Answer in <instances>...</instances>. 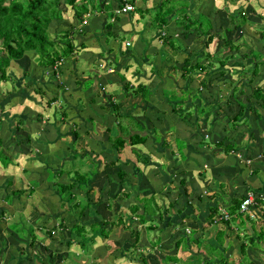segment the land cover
<instances>
[{
    "label": "crops",
    "instance_id": "0c3cea01",
    "mask_svg": "<svg viewBox=\"0 0 264 264\" xmlns=\"http://www.w3.org/2000/svg\"><path fill=\"white\" fill-rule=\"evenodd\" d=\"M89 1L95 5L98 3H106V5L107 3H111L114 7V12L119 9L117 8L118 3L115 0ZM130 1L134 2L137 10H151L160 0H127L125 4L130 5V3H127ZM149 1L151 2L150 6H148ZM189 2L192 7L196 6L198 8L199 6L206 5L207 1L189 0ZM204 9L205 7L202 9L198 8L199 12H202ZM210 12L214 13L215 10L211 9ZM107 14V12L103 11L94 12L84 17V21L80 25V28L83 27L81 29L83 33H80V31L73 36L74 46L76 45L75 48L79 51L75 50L74 55L63 61L65 62L64 65L61 66L62 63L60 64L61 67L58 73H53L55 70L52 68L49 72L42 71V68L38 67L34 62L35 60L31 61L32 64H29V68L32 70L27 69L32 74L33 80L31 79L29 85L28 81H26V86L37 84L38 89L41 91L38 100L36 98L37 95L33 94L29 101H36L37 105H42V102H46L50 98L52 99L48 102L49 107L48 109H44L45 111L42 109L36 110L34 116H32V112L21 114V116H25L26 123L29 124L28 127L31 126L32 128L35 126L33 125L34 123H31L33 119L37 121L35 124H39L37 127L31 129V150L28 155H31L30 159L35 160L34 163L40 165L39 167L43 169V172H40L41 175L39 174L42 178L37 180L41 184L40 187L52 190L54 197L59 199L60 202L62 197L57 193L56 185H68L75 182L76 179L73 178V174L77 172L84 176L85 179H88L87 183L84 181L85 183L81 184L84 185V188H91V191L86 193L91 200L92 196H96L94 184L103 180V187L100 190L99 197L96 198L97 200L93 199L91 201L103 205V211L105 212L106 210L110 212L113 209V205H115V210L117 208L120 210L117 207L119 205L122 207H126L127 205L131 218L133 216L130 205L142 206L137 199L144 198L147 195L145 193H150L155 203L165 210L164 228L159 230L162 237H160L158 244H156L157 247L152 246L153 248H164L166 242L173 240L176 246L177 241L184 238L180 247H176L179 253V256L177 254L176 257L179 261L186 256L187 258L197 259L195 262L200 264H226L227 261L238 264L242 258L241 245H249L250 240H253L252 242L256 245H249L247 247L246 253L249 261L246 264H252L253 262L264 264V242L260 243L258 241V238L264 234V111L259 110L257 104L251 103L261 115L260 118H256L255 120L253 119V115H250L252 128L243 126L242 124L236 125L232 121L234 114H232L231 120L223 118L222 113L219 118L213 117L214 121L204 126L206 127L204 132L207 135L204 136V139L206 141L209 139L207 143L200 142V138L203 136L200 132L201 129L199 132L186 129L187 136H177L173 141L170 140L168 133L170 131L173 134L175 132L178 133L179 130L177 129L181 122L177 117H170L169 115L166 117V114H164L165 103L160 101L161 99H158L163 96V89L160 86L164 83L176 85L171 80L172 77L174 78L173 74L178 72L177 66L181 64L180 62L188 56H193L194 60L198 59L201 54L200 52H198V55L197 53H189L190 48H187V44L184 41L182 49H177L176 51L170 47L163 49L158 41L159 31L153 29L148 31V21L140 19L136 13L134 15H118V20L114 22V26L111 28V33L114 37H119L120 39V36L127 38L129 35L131 36V40L127 38L122 49L120 46L118 47L116 41L112 42L115 44V47L112 46V43L108 45L105 28ZM150 15L151 13L146 15L147 20L150 18ZM210 15L207 16L210 18ZM173 21L174 18L171 19V23ZM135 28H139V30L136 31ZM173 29L174 26L169 24L167 33L170 36L173 35V38H175L178 35L173 32ZM193 36L197 37L196 34H191L189 37ZM215 42H218L217 39L214 40L213 44ZM127 43L129 46H127ZM191 44L195 45L194 42H191ZM92 45L99 51L95 52L93 50L92 52ZM128 51L131 52L132 56L128 55ZM131 59L136 63L135 74L139 75L141 79H148L147 84L142 85L156 90V95H152L149 99L150 103L140 96L132 97L125 90V86L128 83H126V77L122 74V70H124ZM136 70H139V72H136ZM259 70L260 78H256L255 84L264 87V67H259ZM46 72L54 75L47 74ZM171 73H173L172 76ZM13 74L16 76L15 73ZM121 76L125 79L122 80ZM16 77L20 78L22 74L20 73ZM44 77L46 78L45 81L43 80ZM53 80H56L57 83H54ZM111 87H114L115 90H112ZM249 88H252V84ZM105 89L109 92L104 91ZM28 90L33 92L32 88ZM112 94L117 95L120 99L123 97V99L114 100ZM13 103L9 106H12ZM116 103L119 104L117 111L120 110V115H117L115 111L114 115L110 112V106L112 107ZM233 108H235L234 105ZM256 115L257 117L259 116V114ZM17 116L18 114L12 115V117ZM108 119L112 121L113 125L106 127ZM121 119L128 120L123 121L122 125L132 124V121H130L132 119L134 125L138 123L144 128V131L140 134L147 136L146 144H144L146 146H129L127 144L128 138L122 135L126 131L123 130L120 134V128L117 127L118 122L121 124ZM228 121H231V125L227 127L226 123ZM157 124H160L161 127ZM134 125L133 127H129V131L132 134L138 132L135 130L137 128ZM49 132H53L52 138L49 137ZM73 132L77 134V138L73 136ZM121 135L125 142L124 146L128 145L136 159L145 164L144 157L151 158L148 159L149 165L145 164L146 166L142 165L140 167L141 163H137V168L135 164H132L131 173H127L122 182L116 177V169L107 168L110 162L118 159L115 155L116 150L113 140ZM89 139L96 141V143L93 145L85 143ZM175 139H188L182 151L184 159H181L180 155L175 152L177 151ZM226 142L233 145V149L228 154L223 152L221 148V143L224 145ZM218 143L220 145H217ZM143 146L149 149L148 153L142 150ZM173 154L174 158H172ZM152 157L157 158H154L155 162ZM237 157H239L240 162L235 159ZM121 160L126 163H133L127 159L123 160L121 158ZM96 163H98L97 168L94 166ZM144 168H146L145 172L143 171ZM49 174L50 176L53 175V182L48 177ZM108 174L110 176H107ZM63 177L66 181L63 180ZM180 179L185 181L184 189H181L184 193L183 195L190 194V197L187 199L188 207L184 209L185 212L183 213L193 214L195 216L194 219L190 218V216L187 218L179 217L177 212L181 207L178 200L176 202L175 191L168 190L170 187L172 188V184H170L172 181L176 182ZM28 183L30 184L28 187V192L30 193V190H33L31 186L33 181H29ZM241 186H243V193L239 194L238 189H241ZM82 189L83 187L76 182L73 190ZM208 189L212 190V192H209ZM80 192L82 193L83 191ZM80 192L78 191V195ZM247 192L256 194L258 198L254 202L253 207H250L253 217H248L245 223H240L235 218V215H231V201L240 199ZM124 194L126 195V199L127 196H130L127 204L124 202ZM168 195L169 199L167 198ZM208 196H211L214 202H210V205L204 209L203 203H200L201 197L206 200L205 197ZM213 205H218L217 212L219 214L214 216L215 218L209 216L210 208ZM169 210L172 212L170 213ZM222 212L229 215L227 221L218 220ZM125 216L127 215L118 214L115 218L122 217L125 222L130 221V218H125ZM212 219L213 221H211ZM55 223L57 222L55 221ZM179 225L188 228V232L186 229H184L185 233L179 229L175 232V227ZM240 227L241 230H239ZM134 231H139L137 246L140 248L137 247V251H133L130 257L137 260L139 252L144 253L141 248L146 245V242L143 239L144 233L142 230L135 229ZM154 231L153 238L156 239L157 229H154ZM122 232L124 233L123 229ZM33 234L36 236V242L43 244L41 237L36 235V232ZM130 235L131 232L129 233V238ZM39 239L41 241H38ZM124 243L126 245L128 243L131 244L130 241H124ZM82 244L75 242L73 245H77L78 249L81 248L80 250L84 252L87 251L86 253L91 252L92 258L89 260L88 258L83 259V256L74 255L73 259H70L72 264H106V258L107 260H111L109 259V252H107V256H101L100 260L95 261L96 257L94 255L100 252L95 249L99 248L93 247L90 242ZM206 245L209 248L211 247L208 253L204 251V246ZM70 247H72V243H70ZM106 247L109 251L113 248L110 245ZM116 248L119 250L120 246L118 245ZM254 251L256 252L252 257L250 252ZM217 252L224 256L223 261ZM235 254L239 256L238 259H235ZM113 260L114 258L111 261ZM136 260L133 262L128 260L127 264H140ZM124 261H126V256L125 258L122 257L118 264H125ZM48 263L53 264L51 259ZM180 264L191 263L183 260Z\"/></svg>",
    "mask_w": 264,
    "mask_h": 264
},
{
    "label": "trees",
    "instance_id": "16d2710c",
    "mask_svg": "<svg viewBox=\"0 0 264 264\" xmlns=\"http://www.w3.org/2000/svg\"><path fill=\"white\" fill-rule=\"evenodd\" d=\"M117 1V8H121L124 4V0H115ZM264 2V0H262ZM103 2V1H102ZM130 3V5L134 6V2L130 1L127 2ZM66 4L70 6V8L73 10V19L76 20L78 23H83L84 17L88 14L94 13V12H107V24L105 25V28H107V37H112L111 28L114 26V22L118 20V14L114 12V7L110 3H98L93 4L89 0H81L77 4V0H66ZM60 2L59 0H0V84H9L11 86V89L7 92H5V98L3 99L7 101L9 104L12 100H20L25 101L31 98L33 94L39 96L41 91L38 89L37 84H33V86H26V81H31L32 74L29 73V71L25 68V66L22 64L23 60L25 59V55L27 57H35V63L38 65V67L42 68V71L49 72L53 66L62 63L65 59L70 58L71 55L74 54V41L73 36L80 31H77L76 29L67 31L66 33H63L62 35L51 37V34L49 33L48 26L50 25L52 20H61L62 19V12L60 10ZM91 9V10H89ZM151 11V12H149ZM248 11L252 12L253 10L250 7L246 8L245 10H241L236 12V16L230 15L228 17L229 19V27L225 30V32L230 33L231 36L233 34H237V32L243 28L245 24L249 22L250 15L248 14ZM198 12V13H197ZM138 14L139 18L145 21H148V31L150 29L159 31L158 35V41L160 43V46L165 49L171 48L174 51L177 49H182L183 41L179 38H187L191 34H196L197 38L199 37L202 39L199 45L207 47L213 40V37L216 39L219 38L217 41H221V45L223 48H228L227 54L230 53V51H234L235 53L239 51L240 47L242 45H237L239 42L234 44V39H225L221 36H224L220 33H216L215 31V23L212 19H214V16L212 18H209L207 15H204V13L199 12L198 8L196 6H191V3L189 0H160L159 3H157L151 10L144 9V10H137V7L134 6V10L128 14ZM148 13H151L150 18L147 20L146 15ZM174 18V21L171 23V19ZM112 20V21H111ZM170 25L174 26V31L177 35V41L175 38H173V35L170 36L165 30ZM170 32V31H169ZM111 33V34H110ZM222 33V32H221ZM264 37V32L261 33ZM114 37V36H113ZM207 38L206 41H203V38ZM242 39V38H240ZM243 40V39H242ZM180 44H179V43ZM108 45L110 42L107 40ZM196 45V44H195ZM247 46V43H245ZM264 48V46H263ZM206 49V48H205ZM201 56L206 60H210L209 54L204 52L203 50L200 51ZM128 55H131V52L128 51ZM261 52H255L252 49L244 55V60L249 66L252 65L251 68L247 67L245 70L246 72H239L240 82L237 86H230V92L224 98V100H221L222 98H219V103H216L215 106H213L212 102H209L207 98L210 97L208 94L203 93V89H207V83L211 81L210 73L207 72L206 68H208V65L201 64V59H193L192 57H186L183 61H181L179 66H177V69H180L182 71L181 77L186 79V86L181 91L180 94L177 95L176 92L169 91V90H162L163 96L159 97L158 99H161L160 101H163L165 103V113H168L170 117H177L179 121L183 124H186L190 127L191 130L194 131H200L201 126L209 125L211 122L214 121L213 117L219 118L221 113L224 112L225 109H230V107L233 108L234 116L232 117V121L236 125L242 124L243 126H248L249 128L251 126L250 124V115H253V119L260 118V112L255 109L254 114L252 113L254 107L251 105V103L257 104L259 110L264 111V87H261L258 84H255L256 78H260L257 74L260 70L259 67H264V59L261 57ZM132 56V55H131ZM130 56V57H131ZM235 55H232L231 53L225 58L227 60L223 61L219 65L225 66L231 63V67H237L236 65H240L243 67L242 63H237L238 60L235 59L234 62L232 58ZM11 63H15L19 66L20 69H22V77L18 78L16 77L13 72L7 71V69L10 67ZM14 64V65H15ZM126 67H129L127 65ZM240 67L242 70L243 68ZM238 68V70H240ZM234 69V68H233ZM237 69V68H236ZM234 69L235 74L238 70ZM258 71V72H257ZM46 72V73H47ZM136 72H139V70H136ZM12 73V75H11ZM55 73V72H53ZM57 73V72H56ZM194 73V74H193ZM227 76H229V72H225ZM222 71L220 72V75H224ZM251 73L252 75H250ZM54 75L52 73H47ZM197 74H205L206 79L200 78L199 83L201 85V88H195L193 85L197 81ZM234 74V75H235ZM242 75L245 77V79H242ZM248 75V78L246 79ZM121 79L124 80L125 78L121 76ZM191 79H194V81H191ZM33 80V79H32ZM205 80V81H203ZM219 81V80H217ZM234 83V82H233ZM232 83V84H233ZM228 84V83H227ZM231 84V85H232ZM252 84V88H249V86ZM29 85V84H28ZM191 85V86H188ZM203 85V86H202ZM249 88V92L245 91L244 87ZM17 87V88H16ZM126 91L131 94L132 97H138L140 96L142 99L150 103L149 99L152 95H156V90L154 88H150L148 86H144L142 84H138L135 88L131 87L130 85L125 86ZM161 87V86H160ZM32 88L33 92H29L28 89ZM238 92L236 93V91ZM1 94L2 91L0 90ZM247 92V94L245 93ZM0 94V95H1ZM250 96V98H249ZM172 97V98H170ZM2 100V101H3ZM52 99L46 100V102H42V106L44 109H48L49 101ZM5 101V102H6ZM33 102V101H31ZM198 102V103H197ZM6 103V104H7ZM247 106V109L245 111V107ZM113 110L116 112L119 108V104L112 105ZM225 108V109H223ZM4 111V103L0 105V116L2 115ZM256 114H259L257 117ZM244 116V118H243ZM24 115L21 116L19 114L17 117H9V118H2L0 117V130L6 131L7 130V138L11 141L10 144V150L8 148L3 147V141L6 138L4 134H2V137L0 136V157H4L3 161H0V166L4 169L9 168L14 164V157H17V151L18 153L23 155H28L31 150V126L28 127L29 124L26 123V118ZM24 119V120H23ZM123 119V118H122ZM118 122V128H120V134L123 132V130L126 131L125 134H122L123 136H126L128 138L127 144L129 146H135V145H144L147 141V136L141 135L140 133L144 131V128L136 123L134 125L133 120L132 124H128L125 126L122 125L123 120ZM243 119H249L246 123H244ZM218 120V119H217ZM242 120V121H240ZM31 123H37L36 119H33ZM215 123V122H214ZM131 125V126H130ZM133 125L137 128L135 129L136 133L132 134L131 131H129V127H133ZM122 128V129H121ZM23 133L21 134V131ZM252 130V129H251ZM19 131V132H18ZM250 131V130H249ZM19 133V134H18ZM73 136L77 138V134L73 132ZM196 134V133H195ZM198 134V133H197ZM120 136L118 138H115L113 140V144L115 146L116 150V158L112 162L109 163L107 168L116 169L115 172L116 177H118L119 181L122 182L124 179V176L127 174L124 172L121 166H127L126 162H123L121 160V154L124 149L125 142L122 139L123 136ZM24 136V137H22ZM6 138V139H7ZM188 139H175V147L177 152L181 159H184L182 155V151L185 148L187 144ZM9 141V142H10ZM217 145H220L218 143ZM221 148L223 149V152L226 154L230 153L233 149V145L231 143H225L224 145L221 143ZM14 153V154H13ZM19 154V155H20ZM248 156V155H246ZM174 154L172 155V158H174ZM247 158V157H246ZM145 164L148 163V158H145ZM248 160V159H247ZM246 161V160H245ZM131 167H133L132 163ZM94 166L97 168L98 163L94 164ZM114 174V175H115ZM73 178L76 179L75 182L70 183L68 185L63 184H57L56 190L57 193L61 195L62 199V205L65 204L67 206L66 210V217L71 215L70 222H72V226L70 228H67L70 231H73L75 233V236H77L80 241H77V243H93V238H108L111 231L107 228L108 225H120L123 226L125 229L129 230L131 232L130 239L132 240L131 245L129 244H123V246H120L119 251L122 252V257L128 259L129 261L133 262L136 259L130 257V253L133 251H137V245L139 241L138 233L139 231H133V228H128V225L124 223L123 219L117 218V223L114 222V220L111 218H108L106 215L102 216L100 213H95V215H92L91 210L95 206L94 203H90V199L88 194L91 191V188H84V185L81 183H87L88 179H85L84 176L80 175L79 173L75 172L73 174ZM85 181V182H84ZM81 185L83 187L82 190H73L74 185L76 184ZM12 180L9 179L7 182L6 187H0V192L3 193L2 202L6 205L3 206V208L0 210V219H4L6 213L9 210H6L5 208L10 206L15 199H20L21 195H24L25 192L21 189L18 190H8L12 186ZM170 184H172V188L170 187L168 190H174L175 191V198L176 202L178 200V203L183 210H179L177 213L180 217V215L185 212L184 209L188 207V201L187 199L190 197V194L185 196L183 195V191L181 189H184L183 186L185 185V181L183 179H180L179 181H172ZM167 190V191H168ZM78 191H83L81 195L85 197V204L83 208H81L78 201H73L75 197H77ZM29 193V192H28ZM33 190H30L29 194H32ZM247 193H244L243 196L240 199L232 200L231 201V215H235V218H237V221L246 222L248 220L249 216L242 215L239 213V206L241 202L246 197ZM256 195V194H255ZM182 197L186 198L183 199ZM258 198V196L256 195ZM71 199H73L71 201ZM101 199V198H100ZM130 199V196H127V200ZM183 199V200H182ZM138 202L142 206L138 205H130L131 214L133 218L137 221H139L140 224H149L150 226L147 228L150 230L156 229V227L151 226L152 218L146 213L148 212V208L150 207V203L146 205L142 202V200L137 199ZM100 201V200H99ZM186 201V202H185ZM96 203V202H95ZM138 206V207H137ZM218 205H213L212 208H210V217H213V213L217 212ZM90 208V211H89ZM152 208V207H151ZM6 210V211H5ZM91 212V214H90ZM188 212V211H187ZM71 213V214H70ZM184 215L181 218H187L190 216V213H183ZM92 215L91 223H81L79 221H82L85 216ZM97 216V217H96ZM53 218L54 221L59 220L58 224L55 227L47 228L44 230L42 227H38V231L43 232L47 238L56 239L57 237L55 234H58L60 231L64 230L63 224L65 223V218L63 215L58 213L56 216H50ZM48 217V219L50 218ZM64 218V219H63ZM170 219V217H168ZM160 223H162V218H159ZM213 221V219L211 220ZM182 222V220H180ZM179 222V223H180ZM124 224V225H123ZM11 229H20V225L18 224H11L9 225ZM34 226L29 227V231L32 233L33 237L30 242V245L33 246L34 242L36 241V236L34 233ZM179 229V228H178ZM180 230V229H179ZM21 233H25L23 230H21ZM30 233V234H31ZM185 233V230L183 231ZM55 236V238H54ZM263 237V236H262ZM184 239V238H183ZM183 239H179L176 243L175 247H180V244L183 242ZM264 240V238H263ZM125 241V240H124ZM185 241V240H184ZM253 240H250L249 245H256ZM222 242V241H221ZM72 242H67L68 245H70ZM127 248H125L126 246ZM247 245H241V260L238 264H246L249 261V258L247 256ZM110 248V247H108ZM20 255H23L25 253V250L21 249L19 250ZM217 254H220L217 252ZM221 255V254H220ZM222 256V261L224 256ZM140 264H148V261L146 260L145 256L142 254L140 256V252L138 254V259L136 260ZM164 264H180V261L176 256H166L164 255ZM59 264V263H56Z\"/></svg>",
    "mask_w": 264,
    "mask_h": 264
},
{
    "label": "rangeland",
    "instance_id": "374dc122",
    "mask_svg": "<svg viewBox=\"0 0 264 264\" xmlns=\"http://www.w3.org/2000/svg\"><path fill=\"white\" fill-rule=\"evenodd\" d=\"M80 1L81 0H77V4ZM206 1H207L206 5L199 6L198 8L202 9L203 7H205V9L202 11V13H204V15H210L211 14L210 18H212L214 16V19H212V20L215 23L214 28H215L216 33H220V34L224 35V36H221L222 38L224 37L225 39H228V40H230V39L236 40V41H234V44L239 42V44H237V45H242L238 52L235 53L234 51H230V53L232 55H235L232 58V60L234 61L235 59H237L238 60L237 63H242L243 67L240 65H236L237 67H231L232 66L231 63H229L228 65H225V66H221L219 64L222 63L223 61L227 60L225 58L230 54V53L227 54V52H226V50L228 51V48L222 47L221 41H218L217 43L215 42L213 44L214 40H216V38L213 37L212 44H210L207 47V49L205 50L206 47L199 45L200 42L202 41V39H199L195 36L187 37V38L179 37L182 41L185 42V44H187V48L188 47L190 48L189 53H191V54L197 53V55H198V52L203 50L207 54H210L209 55V56H211L210 60L204 59L203 56L199 57V59H201L200 60L201 64L206 65V66L208 65V68H206V70H207V72L210 73L209 75L211 77V81L207 83V89L204 88L203 93L210 95V97L207 98V100L208 101L210 100L209 102H212L213 106H215L216 103H219V100H220L219 98H222L221 100H224V98H226V96L230 92V89H231L230 86H237L238 85V83L240 82V77H241L239 75V72L241 71V72L245 73L246 72L245 70L247 69V67L251 68L252 65L250 64L248 66L247 63L245 62L244 58H243L245 54H247L252 49L255 52H261L262 53L261 57H262V59H264V48H263L264 37L261 34L262 32H264V2L262 0H206ZM59 2H60L59 8L62 12V19L58 20V21L57 20L51 21L50 25L48 26L49 33L51 34V37H56V36L62 35L63 33H66L67 31H71L74 29H76L77 31H81V29H83V27L80 28L81 24L73 19L72 16H73L74 12L70 8V6H68L66 4V0H59ZM150 4H151V2L149 1L148 6H150ZM200 5H201V3H200ZM247 7H250L253 10V14H252V12L248 11V14L250 15L249 22L247 24H245L243 26V28L237 32L236 35L233 34L231 36L230 33L225 32V30L230 25L228 17L230 15L236 16V12H238V11H241V10L246 11ZM211 9L215 10V12L214 13L210 12ZM106 30H107V28H106ZM135 30L137 31V30H139V28H135ZM167 30H168V28L165 31L167 32ZM80 33H83V32L81 31ZM249 36H251V37H249ZM177 37H175L176 41H177ZM194 37H195V40L193 41ZM127 38H129L128 40H131V36L128 35ZM127 38H125L124 36H120V39H119V37H113V36L111 37L110 36V37H107L106 39L110 43H112V42L114 43V41H116V43L118 44V47L120 46V48L122 49V46L124 47L125 40ZM240 38H242L243 40ZM206 40H207L206 37L203 38V41H206ZM217 40H219V38H217ZM191 42H194V44H196V45H192ZM113 43H112V46L115 45ZM245 43H247V46L245 45ZM154 45H155V43H154ZM159 45H160V43H159ZM92 47H93V45H92ZM74 50L79 51V50H77V48H75ZM91 50H92V52H93V50L95 52L99 51V50H97V48H94V47L91 48ZM29 58H31V57H27L25 55V59L22 61L23 62L22 64L25 66L26 69L32 70L29 68V66H30L29 64L30 63L32 64L31 61L35 60V57H32L31 59H29ZM64 63L65 62H62L61 66L64 65ZM14 64L15 63H11V65L7 69V71L13 72L16 74V76H19L20 73H22V69H20L18 65H16V64L14 65ZM135 64L136 63H134V61H132V59H131V61L128 62L129 67H125L124 70H122V74L126 77V83H128V85H130L133 88H135L138 84H147V82H148L147 78L141 79V77L139 75L135 74V67H136ZM240 67H242L243 70ZM233 68L234 69L237 68L236 70H238V68H240V70H238L235 74V71ZM221 71L223 73L229 72V76H227L226 73L221 76L220 75ZM172 74L173 73H171V76H172ZM182 74H184V73H182V71L180 69H178V72L173 74L174 78L172 77V80H171L176 85H170L168 83H164V84H161L162 89L165 88L164 90L173 91V92H176L177 95H179L180 91L184 87H187L186 86V80H184L187 77L185 76V78H182L180 76ZM249 74L252 75L251 73H249ZM257 74L259 75V72ZM11 75H12V73H11ZM200 78L206 79L205 74H197V81L193 84L195 86V88H198V89L201 88V86H199V85H201L199 83ZM247 78H248V75H247L246 79ZM242 79L243 80L245 79V77L243 75H242ZM43 80L45 81L46 78L44 77ZM217 80H219V81H217ZM191 81H194V79H191ZM203 81H205V80H203ZM53 82L57 83L56 80H53ZM37 83H38V81H37ZM28 84H30V81L28 82ZM188 86H191V85H188ZM238 87H240V85H238ZM244 88H245V91L249 90L248 87H244ZM10 89H11V86L9 84H0V90L2 91V93L4 92V94H5V92L9 91ZM111 89L115 90L114 87L113 88L111 87ZM104 91L109 92L106 89ZM29 92H31V91L29 90ZM237 92H238V90L236 91V93ZM245 93L247 94V92H245ZM0 94H1V92H0ZM4 94L0 95V105L4 103V111L0 117H2L4 119L9 118L14 114L19 115V114H26V112H32V116H34L35 115L34 112H36V110L42 109L43 111H45L41 104H39V105L36 104V101L35 102L34 101L31 102L28 100L19 101V100L15 99V100H12L9 104H6L7 103L6 99H5L6 102L3 100L5 98ZM112 95L114 97V100L120 99L119 97H117V95H115V94H112ZM36 98H37V100L39 99L38 96H36ZM170 98H172V97H170ZM249 98H250V96H249ZM121 99H123V97ZM120 100H118V101H120ZM11 103H13L12 106H9ZM247 109H249V108H247V106H246L245 111ZM254 111H255V108L252 111L253 114H254ZM110 112L113 113V115H114V110L111 106H110ZM115 113L117 115L121 114L120 110L115 112ZM232 114H234L233 109H232V107H230V109L228 108V109L224 110V112L222 113V117L223 118L225 117L226 119L231 120L230 118H231ZM167 115H168V113H166V117H167ZM243 118H244V116H243ZM157 120H158V118H157ZM248 120L249 119H243L244 123H246ZM123 121H128V120L126 119ZM160 121H162V120H160ZM106 122H108V124H106V127L113 125L112 121H110L109 119ZM230 122L231 121H228L226 123L227 127L231 125ZM38 125L39 124H35V126H33L32 128L37 127ZM157 125L159 127H161L160 124H157ZM179 125L180 126H178V129H177V130H179L178 133L175 132L173 134L172 131H170L168 133L170 140L173 141V139L177 136L181 137V136L186 135V129L187 130L190 129V127L186 124L181 123ZM63 128H65V127H63ZM167 128H169V127H167ZM205 129H206V127H204V125L201 126L200 132L203 134V136H202V138H200V140H201L200 142H206L207 143V141H209V139H207V141H206V139H204V136H207V135H205V132H204ZM20 131L22 134L23 131L22 130H20ZM2 134H4L7 138V135H6L7 130L3 131V132L0 130V136L1 137H2ZM52 136H53V132H49V137L52 138ZM22 137H24V136H22ZM6 138L3 141V147L8 148L10 150L11 149L10 148L11 141L8 138L7 139ZM85 143H87L89 145H93L96 143V141H94V140L92 141L91 139H89V140H86ZM144 146H146V145H144ZM144 146H143L142 150L144 152L148 153L149 149L144 148ZM18 152L19 151H17L18 156L14 157V164L12 166H10L7 169H4L0 166V187H3V188L6 187L7 182L9 181V179H11L13 183H12V186L8 190L21 189L25 192L24 195H21L20 199H15L14 202L10 206L5 208L6 210H9V211L6 213L4 219L3 218L0 219V264H49L48 262L50 259L53 262V264H56V263L72 264L70 259H73L74 255L83 256V259L88 258L90 260L92 258L91 252L86 253L87 251L84 252V251L80 250L81 248L78 249V247H77L78 244L73 245L75 242L80 241V239L77 236H75V233L73 231H70L67 229V228H70L73 224L72 222H70V216L66 217L67 212L65 209H67L68 204L62 205V203H61L62 200L59 202V199L54 197L52 190H50L46 187H45L46 189L44 187H40L41 184L39 182H37V180H40V178H42V176H40L41 175L40 172L42 173L43 169L39 167L40 165H36L34 163L35 160L30 159L32 157L31 155H23V154H20L21 152L20 153H18ZM3 158L4 157L1 156L0 161H3ZM121 158L123 160L127 159L128 161L133 162L132 164H135L137 166V168H138L137 163H141L139 165L140 167H142V165H145L144 163H142V161H140L139 159H136L133 156V153H132L131 149L128 147V145L125 147V150L121 154ZM145 158L149 159L150 157H145ZM154 158L155 157H152L153 160H154ZM155 159H157V158H155ZM235 159L239 160V162H240L239 157H237ZM154 162H155V160H154ZM146 164L149 165V162ZM121 167L125 173H128V174L131 173L132 167H131L130 162L127 163V166H121ZM146 168H144V170H143L144 172H145ZM65 169H66V166H65ZM107 176H110V175L108 174ZM221 176H224V175H221ZM229 176H232V175H229ZM48 177L51 178V182H53V175L50 176V174H49ZM158 178H159V176H158ZM63 180L66 181L64 179V177H63ZM116 180H117V178H116ZM29 181H33L32 185H31L33 187V193L31 195L28 193V187L30 186V184L28 183ZM159 181H160V178H159ZM102 185H103V180H101L97 184L96 183L94 184V186H95L94 191H96V196L95 197L92 196L91 200L99 197V194L101 192L100 190L103 187ZM208 190H209V192H212V190H210V189H208ZM242 190H243V186H241V189H238L239 194L243 193ZM145 194H147V195L144 196V198L141 197L140 200H142V202L145 203L146 205H148V203H150V207L148 208V210H147L148 212H146V213L152 218L151 226L156 227V229H157L156 239L153 238L154 232H155L154 229L153 230H150V229L147 230V228L150 226L149 224H140L139 221L134 220L133 217L132 218L130 217L129 211L127 210V205H126V207H122L121 205L117 206L120 208V210H118L117 207H116L117 210H115V205H113V209L110 212H107V210L105 212V211H103V205H101L99 203H94L95 206L93 207L91 212H92V215H95V213H100V214H104V216L106 215L108 218L112 217V219L114 220L115 223H117V219L115 217L118 214L127 215V216H125V218H130L129 219L130 221H126V222L123 221V222L128 225V228H133V231L135 229H138V230L140 229L144 233L143 239L146 242V245L141 248V250L144 253L140 252V256H142V254H143L145 256L146 260L148 261V264H164V261H163L164 255H166V256H177V254H178V256H179V253L177 251V248L174 245V243H175L174 240L170 241V242H166L165 243L166 246L164 248H161V247L153 248L152 247V246L157 247L156 244H158L160 237H162L159 233V230L164 228L165 210L163 209V207L159 206V204L155 203V200L152 197V195H150V193H145ZM3 196H4L3 193L0 192V210L3 208V206H6L4 203H2V200H1ZM124 196H125L124 202L127 204L128 200L126 199L125 194H124ZM203 196H206V195H203ZM167 198L168 199L170 198L169 195ZM205 198H206V200L202 199V197H201V202H200L201 204L203 203L202 206L204 209H206L207 206L210 205V202H212V201L214 202V200L211 199V196H208ZM72 200L73 199H71V201ZM73 201H78L81 208L86 206L85 197L83 195H81L80 193H79V195L77 194V197H75ZM90 203H93V202L90 201ZM103 204H104V202H103ZM89 211H90V208H89ZM91 212H90V214H91ZM169 212L171 213L172 211L169 210ZM175 212H177V211H175ZM58 213L63 215V217H66L65 223L63 224L64 230L60 231L58 234H55V236L57 237V240L56 239L50 240V238H47L43 232L38 231V229H39L38 227H42L44 230L46 229V227L47 228L55 227L56 224H58L59 220H57L56 221L57 223H55L53 218H51L50 216H56ZM213 214H214L213 215V217H214L219 213L215 212ZM92 215H89V216L83 215V216H85V218H83L82 221H79V222L90 224L91 223L90 220L92 218ZM182 216H183V213L180 215V218ZM48 217H50V218L48 219ZM194 217L195 216L193 214L190 215V218L194 219ZM159 218H162V220H161L162 223H160ZM120 219H122V217H120ZM188 222H192V221H188ZM11 224L12 225L13 224L20 225V229H16V228L11 229L9 226ZM30 226L35 227L34 232H36V235H39L41 237V240H42L43 244H45V246H43L42 243H38L36 241L34 242L33 246L30 245V242H31L32 237H33L32 233L29 231ZM36 228H38V229H36ZM107 228L109 229V231H111L108 238H102V237L93 238L94 236L92 237V239H93L92 246L98 247L99 249H95V250L100 251L98 254L96 253V255H94V257H96L95 261L100 260L101 256H104V257L107 256V252H109L108 253L110 256L109 259L112 260V258H114V260L111 261V260H107V258H106V264H118V262H120V260L122 258V256H121L122 252L119 251L118 248H116V247H118V245L123 246L124 240L130 241V243L132 242V240H130V238H129L130 231L125 229L123 226H120V225L119 226L118 225L117 226L116 225H108ZM178 228L180 229L181 232H183L184 229H186L188 232V228H186L185 226L181 227L180 225L178 227H175V229H174L175 232H176V230H178ZM122 229H123L124 233L122 232ZM21 230H23L25 233H21ZM239 230H241V227ZM55 236H54V238H55ZM263 236H264V234H263ZM263 238L264 237H259L258 241L260 243L264 242ZM41 240L39 239L38 241H41ZM68 241L72 242V247H70V245L67 244ZM107 245L113 246V248L109 251L106 249ZM129 245H131V244H129ZM149 245H151V246H149ZM125 248H127V246ZM138 248H140V247H138ZM210 248H209V246L206 245V246H204V251H206L208 253V250ZM21 249L25 250V253L23 255H20L19 250H21ZM209 252H211V251H209ZM255 252L256 251L250 252L252 257H253ZM82 253H84V254H82ZM211 255H213V254H211ZM211 255H210V257H211ZM44 257H45V259H44ZM219 257L222 259L221 255H219ZM238 257L239 256L236 255L235 259H238ZM259 258H261V257H259ZM181 259H183L185 262H188L191 264H200L198 262H195V261H197V259L195 260L194 258L193 259L187 258L185 256V258L183 257ZM181 259H180V262L183 261ZM124 262H125V264H127L128 260L126 259V261H124ZM85 264H87V263H85ZM226 264H235V262L231 263V261H227ZM252 264H256V263L253 262Z\"/></svg>",
    "mask_w": 264,
    "mask_h": 264
},
{
    "label": "built area",
    "instance_id": "2783aa9c",
    "mask_svg": "<svg viewBox=\"0 0 264 264\" xmlns=\"http://www.w3.org/2000/svg\"><path fill=\"white\" fill-rule=\"evenodd\" d=\"M124 1H127V0H124ZM133 10H134V6L129 5V4H124L121 8L117 9L115 11V13L118 15H123V14H128V13L132 12ZM127 46H129L128 43H127ZM256 199H257V197L254 193L247 192L246 197L244 198V200L241 202V204L239 206V213L252 218L253 216H252L250 207H253ZM228 219H229V215L227 213H224V212H222L221 216L218 218L219 221H222V220L227 221Z\"/></svg>",
    "mask_w": 264,
    "mask_h": 264
},
{
    "label": "clouds",
    "instance_id": "9594fccd",
    "mask_svg": "<svg viewBox=\"0 0 264 264\" xmlns=\"http://www.w3.org/2000/svg\"><path fill=\"white\" fill-rule=\"evenodd\" d=\"M88 15H89V14H88ZM88 15H86V16H88ZM60 64H61V63H59V64H57V65L53 66V68H52V69H53V70H55V73H56V72H57V73L59 72V67H60Z\"/></svg>",
    "mask_w": 264,
    "mask_h": 264
}]
</instances>
